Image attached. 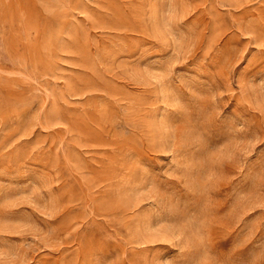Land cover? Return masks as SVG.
Wrapping results in <instances>:
<instances>
[{
	"label": "rangeland",
	"instance_id": "1",
	"mask_svg": "<svg viewBox=\"0 0 264 264\" xmlns=\"http://www.w3.org/2000/svg\"><path fill=\"white\" fill-rule=\"evenodd\" d=\"M0 264H264V0H0Z\"/></svg>",
	"mask_w": 264,
	"mask_h": 264
}]
</instances>
